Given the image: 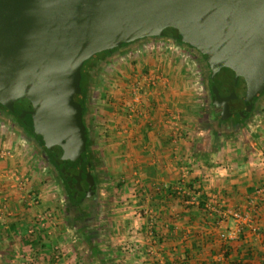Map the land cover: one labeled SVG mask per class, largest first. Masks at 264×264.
<instances>
[{
    "label": "crops",
    "instance_id": "0c3cea01",
    "mask_svg": "<svg viewBox=\"0 0 264 264\" xmlns=\"http://www.w3.org/2000/svg\"><path fill=\"white\" fill-rule=\"evenodd\" d=\"M172 48L148 39L97 60L124 82L103 85L91 114L92 151L107 168L114 209L89 231L61 217L36 143L0 124V264H264V96L246 124H221L206 83L198 87L186 55ZM136 73L160 79L145 118H129L120 94ZM230 210L244 220L222 215Z\"/></svg>",
    "mask_w": 264,
    "mask_h": 264
},
{
    "label": "water",
    "instance_id": "95a60500",
    "mask_svg": "<svg viewBox=\"0 0 264 264\" xmlns=\"http://www.w3.org/2000/svg\"><path fill=\"white\" fill-rule=\"evenodd\" d=\"M147 38L201 54L223 121L245 119L264 94V0H0V105L47 150L78 205L97 190L82 68Z\"/></svg>",
    "mask_w": 264,
    "mask_h": 264
},
{
    "label": "rangeland",
    "instance_id": "374dc122",
    "mask_svg": "<svg viewBox=\"0 0 264 264\" xmlns=\"http://www.w3.org/2000/svg\"><path fill=\"white\" fill-rule=\"evenodd\" d=\"M161 41L165 42L166 45L173 44V46H174V49L172 48L173 51L176 50V48L179 46V45L174 44L172 42L169 43L170 41H167V42L165 40L164 41L161 40ZM142 48H144V47H142ZM178 51H179L178 54L186 55L185 57L187 58V60L189 62L188 64L190 65L191 69L193 70V73H191V74L193 77H195V75H194L195 73L197 76H199L197 78V82H198L197 85H198V87H202L204 80H203L202 74H200L201 71H200L199 65H198L199 60H201L200 56H197V58H196L193 56V54H190L187 50H185L182 47L178 48ZM132 58H133V56H132ZM92 65L96 66V62L94 61ZM104 65L105 64H103V66H99V68L96 69V71L94 72V77H93L94 82L90 85L89 112H88V115L86 116V121H87L88 127L90 129L91 136L93 134V127L91 124V114L94 115L93 113H95L94 110H95L96 103H97V97H98L99 93L101 92L103 85H108V83L110 82L111 79H113V80L115 79L114 81L117 84L119 82H124L123 81L124 79L122 78V76H118L117 79H119V81L116 82V76L112 75L114 73L112 66L107 67ZM131 76H133V75H131ZM206 83L209 86V81ZM207 84H206V86H207ZM120 87L121 86H118V88H120ZM123 88H125V87H123ZM120 94L122 96L124 95L125 97L127 96V92L125 90H123L122 88H121ZM201 94H203V93H201ZM206 99H207V101L210 100L209 97L208 98L206 97ZM2 122L3 121L0 119V124ZM29 139L31 141H33L31 138H29ZM35 146H36L35 148H37L38 150H40L42 152V154L45 156L46 160L48 161L47 163L51 166V171L47 170L46 172H47V176L49 177L50 185L52 186V188L54 187V190L57 192V196H58L57 200H58L59 209H60L59 213H60L61 217L63 218L64 221H66V225L70 229L74 230L75 232H79V230L84 231L85 230L84 228L78 227V226H80L79 222H77L76 218L71 214L72 213L70 210L71 206H69V202L66 198V194H65L63 185H62L60 179L58 178L55 169L49 163L47 155H45L44 151L39 146H37V144ZM96 155L99 158L98 168H97L98 173H99L98 174L99 175V184H98V208H97V212H98V215H102V217L105 215L110 216V214H111L110 212H112V209H114L113 208L114 205L111 204L113 202L111 199L113 196V190H109L107 187L108 186L107 183L110 181L109 175L106 171L107 168L104 166V162H103L102 158L98 154H96ZM81 212H83V211H81ZM102 217H100V218H102ZM95 219H96L95 221L99 223V218L96 217ZM103 225L106 226V223H104ZM75 227L77 228L78 231H76ZM93 228H94V225L91 226L90 229H88V230H91ZM105 230L106 229L102 228L101 232H104ZM7 241L5 242V244H7ZM6 248H8L9 250H12L10 247H6Z\"/></svg>",
    "mask_w": 264,
    "mask_h": 264
},
{
    "label": "trees",
    "instance_id": "16d2710c",
    "mask_svg": "<svg viewBox=\"0 0 264 264\" xmlns=\"http://www.w3.org/2000/svg\"><path fill=\"white\" fill-rule=\"evenodd\" d=\"M177 43L182 44V43H180L178 41H177ZM130 45H132V44H125V45H123L121 47V49H123L125 47H128ZM183 45H185V44H183ZM185 46H188V45H185ZM188 47H190V46H188ZM116 52H118L117 49H115L113 52H104L102 54H98L95 57H93L91 60L87 61L84 64L83 68H82L81 88L83 90V94H82V102H83V106H84V117L83 118H84V122H85V124L87 126L88 134H89V138H88V142H87V156H88V161L91 163V172H92V175L94 177L95 184L97 186V190H96L95 196L88 201L90 203L88 205V206H90V210L87 212L86 215L83 216V218L84 217L85 218L90 217L92 213L95 215V218L98 215L97 208H98V184H99V175L98 174L99 173H98L97 168H98L99 158L92 151V144H93V142H92V136H91V132H90V129H89L88 124H87V121H86V116L88 115V112H89L90 85L94 82V78H93L94 77V68L97 67V65L94 66L92 64H93L94 61H96V64H97L98 63L97 60L100 57L108 56V55H111V54L116 53ZM202 61L207 65V63L204 61L203 58H202ZM207 68L209 69L208 65H207ZM211 89H212V82H211V79H210V81H209V91H210L211 104H212L213 108L215 109L214 111L217 114V117H219V119L221 120V117H222L221 111L220 110H217V107H215L214 104L212 103V95H211V92L212 91H211ZM263 96H264V94L262 95V97ZM259 100H258V102H259ZM0 107L2 109H5L6 110V108H4L2 105H0ZM253 112H254V109L250 112V114L245 119H242L240 115H232L227 120H224V121L221 120V121H223V122L229 121L230 123H233V124H236V123H239V122L242 123V124H246L248 122V120L250 119V117L252 116V113ZM8 113H9L10 116L13 115L9 111H8ZM13 117H14V119L16 121L15 124L19 125L23 129V133L27 137L31 138L37 144V146H39L44 151L45 155H47V157H48L47 150L45 148H43L42 146H40L36 142V140L34 139L33 135L28 131L27 127L16 116L13 115ZM48 160H49L50 164L53 166V168L55 169V171L57 173V176H58V178L60 179V181H61V183L63 185L64 191H65V194H66V198H67V200L69 202V206H73V207L74 206H78V207H80L82 203L80 205H78L74 201L72 195L70 194V189H69V187L67 185V182H66L65 178L62 176V174L60 173V171L56 168L54 161L51 158H49V157H48ZM89 183H90V181H87V182L84 183V185L86 187H88L89 186L88 185ZM82 210H84V209H82ZM76 220H77V222H79L78 219H76ZM78 227H80V226H78Z\"/></svg>",
    "mask_w": 264,
    "mask_h": 264
},
{
    "label": "built area",
    "instance_id": "2783aa9c",
    "mask_svg": "<svg viewBox=\"0 0 264 264\" xmlns=\"http://www.w3.org/2000/svg\"><path fill=\"white\" fill-rule=\"evenodd\" d=\"M159 80L160 79L153 74L136 73L135 75L132 76L130 81L127 82L128 85H126L125 88H123L122 86V89L127 92L126 99L130 103L128 107L129 118H133L135 116L140 118H145L148 116L149 112L147 110V105L150 104L151 97L155 96L156 92H158ZM173 119L177 120L176 118ZM173 135H174V142H178L182 138V134L179 129L175 130ZM189 172H190L189 168L185 167L183 169L184 177H187ZM262 191L263 190H259L260 193ZM176 192L178 195L182 197L184 195H189L191 191L187 188L186 190H184L183 188H178ZM222 215L224 217L231 216L233 219L237 221L244 220V216L241 214L239 210H230L228 212L223 213ZM44 220L45 218H40L39 222L44 224ZM33 233L34 231H31L30 235H33ZM61 257H62L61 249L59 247H56L54 258L56 260H59ZM35 262L36 261L33 258L29 261V264H35Z\"/></svg>",
    "mask_w": 264,
    "mask_h": 264
},
{
    "label": "flooded vegetation",
    "instance_id": "af4514ba",
    "mask_svg": "<svg viewBox=\"0 0 264 264\" xmlns=\"http://www.w3.org/2000/svg\"><path fill=\"white\" fill-rule=\"evenodd\" d=\"M147 39H157V40H165V41H170V43L172 42V43H174V44H177V45H179L178 47H182V48H184L185 50H187L190 54H193V56L194 57H196L197 58V56H200L201 54L199 53V52H197V51H195V49H193V48H191V47H188V46H185V45H183V44H179V43H177V41H174V40H172V39H167V38H147ZM147 39H144V40H140V41H138V42H136V43H139V42H142V41H145V40H147ZM136 43H133L132 45H134V44H136ZM132 45H130V46H132ZM130 46H128V47H130ZM125 48H127V47H125ZM125 48H123V49H125ZM123 49H117L118 50V52H122V50ZM113 52V51H112ZM118 52H116V53H118ZM114 54V53H113ZM101 58V57H100ZM202 56H200V59L201 60H199V62H198V65H199V69H200V71H201V73L200 74H202V76H203V80H204V83H206V82H208V81H210V71H209V69L207 68V65L202 61ZM98 60H100V59H98ZM96 62V61H95ZM97 65V68H94V72L96 71V69H98L99 68V64L97 63L96 64ZM207 84V83H206ZM207 91H208V94L210 95V91H209V86H208V84H207ZM209 98H210V96H209ZM210 101V105H211V108L213 109V113L212 114H214V116H216L217 114H215V109L213 108V106H212V104H211V99L209 100ZM217 110H219V109H217ZM221 111V110H220ZM217 112V111H216ZM0 119L2 120V121H6V123H9L11 126H13L17 131H20V132H23V129L19 126V125H17V124H15L16 123V121H15V119H14V117H13V115H9V113H8V110L6 109H2L1 107H0ZM227 122H229V121H225V122H220L221 124H225V123H227ZM93 198V197H92ZM91 199V198H90ZM90 199H85L83 202H82V204H81V206L80 207H78V206H71L70 207V210H71V214L76 218V219H78V221H79V223H80V228H84L85 230H88V229H90V227L91 226H93L94 225V223H95V215L92 213L91 214V216L90 217H88V218H83V216L84 215H86L87 214V212L90 210V206H88L90 203L88 202ZM82 209H84V210H82ZM88 209V210H87ZM81 211H83V212H81Z\"/></svg>",
    "mask_w": 264,
    "mask_h": 264
}]
</instances>
